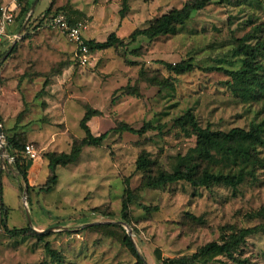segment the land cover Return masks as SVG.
Wrapping results in <instances>:
<instances>
[{"label":"rangeland","instance_id":"obj_1","mask_svg":"<svg viewBox=\"0 0 264 264\" xmlns=\"http://www.w3.org/2000/svg\"><path fill=\"white\" fill-rule=\"evenodd\" d=\"M30 1L32 7L35 0ZM187 1L130 0L120 19L122 0H37L21 28L17 20L8 27L10 39L4 38L0 51L5 54L12 44L15 49L0 63V130L5 138L35 149L37 158L30 161L40 162L42 169L34 186L46 180L47 154L69 153L84 137L79 122L86 107L102 113L88 123L94 135L113 128L115 122L135 130L146 124L158 129L141 136L109 133L100 147L83 148L75 163L56 169L58 182L52 192L30 194V205L23 199L25 185L19 174L2 176L7 228L50 231L43 242L0 231V264H137L118 241L86 229L97 223L129 231L146 264H157L155 250L162 258L188 255L220 240L221 228L262 223L255 214L264 204V169H257L236 189L193 188L184 182L150 189L143 185L146 172L138 171L136 163L147 154L154 175L160 169L172 172L189 159L195 137L188 124L175 123L187 112L201 127L214 131L247 129L264 120V94L257 99L241 97L225 72L242 67L238 41L253 34L255 26L264 28V0L209 4L190 27L179 28L176 34L151 41L140 38L127 51H89L85 62L63 30L41 21L46 11L53 14L65 6L81 12L78 22L84 40L104 42L112 32L126 40L134 30L147 28ZM11 2L0 0V8ZM18 3L22 7L25 0ZM257 38L264 39V30L247 43L254 44ZM137 48L139 57L130 54ZM260 60L264 66V55ZM158 61H187L194 68L176 75ZM259 156L264 162V149H259ZM126 179L141 197L140 203L129 206L128 223L121 214ZM145 207L158 210L149 214ZM46 242L59 255L58 261L45 251ZM237 256L245 264H264V236L248 238ZM207 264L236 263L223 257Z\"/></svg>","mask_w":264,"mask_h":264},{"label":"trees","instance_id":"obj_2","mask_svg":"<svg viewBox=\"0 0 264 264\" xmlns=\"http://www.w3.org/2000/svg\"><path fill=\"white\" fill-rule=\"evenodd\" d=\"M130 0H122L119 11L120 19L128 11ZM224 0H188L179 9H172L155 19L147 28L134 30L126 40L119 38L116 33L108 35L104 42H94L84 40L89 51L102 50L108 48H120L127 51L128 47L136 43L138 39L156 40L161 37L176 34L179 28L190 27L193 23L194 16L205 9L209 4H221ZM32 2L25 0L24 6L18 7L14 22L19 21V28L28 18ZM69 11V12H68ZM63 13L69 25L78 23L82 17L81 12L71 10L67 7H61L55 13ZM53 14L50 10L44 13L41 21H45ZM264 28L255 26L253 34L244 35L236 46L238 53L243 55L242 67L236 71H225L233 78L234 91L243 98H255L264 94V66L260 58L264 55V39L257 38L254 44L247 43L254 38L256 33H260ZM15 48L11 50L14 51ZM7 56V58L11 55ZM4 53L0 51V58ZM130 54L136 57L141 55L140 48L133 49ZM169 72L181 75L191 71L194 67L190 62L180 61L175 64L158 61ZM102 113L90 107L85 108L84 115L79 122V127L84 133V137L75 141L69 153L47 154L48 175L43 184L38 186H29L27 181V162L30 161L25 154V143L14 139L5 138V149L7 154L13 158V167L18 172L24 185L27 187L26 200L28 205L31 204L30 194L35 192L36 197L42 193H50L57 185L58 178L56 169L66 167L77 161L85 147L98 148L106 140L109 133H129L141 136L155 128L152 125H143L139 130L131 128L122 122H115L113 128L108 131L94 135L89 126V121L101 116ZM175 123L178 126L188 124L195 137V146L191 150L190 158L181 162L172 172L162 169L154 175L151 174V162L147 154L143 153L137 160L136 169L146 172L144 176V187L158 188L180 182L187 183L193 188H210L213 185H222L236 189L247 178L254 177L257 169H264V162L259 156V149H264V120L258 124L252 123L245 128L234 127L228 131H214L208 126L201 127L194 115L190 112L185 113L178 118ZM125 191L121 203L122 219L128 223V210L131 204H138L141 197L138 193L129 188L128 180L124 181ZM38 202V201H37ZM5 208V207H4ZM158 210L156 207H145L146 213H154ZM7 209L5 208V216ZM262 223L247 228H221L220 240L209 242L195 250V252L177 256L174 258H162L159 250L154 251V257L157 264H207L216 261L219 258L226 257L236 264H245V260H240L237 256L240 248L245 244L248 238L253 236H264V204L256 212ZM87 230L98 232L106 237L113 238L125 247L137 264H144L143 259L138 254L130 237L125 233L123 227L117 224L97 223L89 225ZM4 231L11 237L30 235L37 242H43L46 234H37L30 227L24 229L9 230L6 227ZM227 231V233L225 232ZM44 249L53 260H59V255L50 248L46 242Z\"/></svg>","mask_w":264,"mask_h":264},{"label":"built area","instance_id":"obj_3","mask_svg":"<svg viewBox=\"0 0 264 264\" xmlns=\"http://www.w3.org/2000/svg\"><path fill=\"white\" fill-rule=\"evenodd\" d=\"M19 0H12V2L0 8V45L2 44L5 37L8 36V27L14 23L17 10L19 7ZM46 23L50 26L57 27L63 30L67 36L74 42L77 47L80 60L82 62L87 61V56L89 54V49L84 42V37L82 35L83 26L80 22L69 25L66 16L63 13L53 14L51 17L47 18ZM3 145L2 140L0 141V148ZM25 154L29 160H35L37 158V153L32 145L27 144L24 148ZM8 163V164H7ZM13 164V158L7 153L0 155V231L4 230L5 225V208L2 201V181L1 174L4 170H7L10 165Z\"/></svg>","mask_w":264,"mask_h":264},{"label":"crops","instance_id":"obj_4","mask_svg":"<svg viewBox=\"0 0 264 264\" xmlns=\"http://www.w3.org/2000/svg\"><path fill=\"white\" fill-rule=\"evenodd\" d=\"M8 39H10L9 37H7ZM2 142H3V146L5 147L6 143H5V137L3 136L2 138ZM4 152H2L1 148H0V155H2ZM7 153V151H6ZM8 164V163H7ZM41 164L40 162H35V161H29L27 163V181L29 186H34V184L36 183V181L39 178V175L41 173ZM17 171L15 170V168L13 167V164L9 166V168H7V170H4L1 174V181H2V176H10L15 174ZM18 173V172H17ZM2 201H3V187H2ZM3 205L6 208L4 201H3ZM7 209V208H6ZM6 227H7V212H6Z\"/></svg>","mask_w":264,"mask_h":264},{"label":"water","instance_id":"obj_5","mask_svg":"<svg viewBox=\"0 0 264 264\" xmlns=\"http://www.w3.org/2000/svg\"><path fill=\"white\" fill-rule=\"evenodd\" d=\"M37 2V0H35V2H34V4L32 5V7H31V9H30V12H29V14H28V17H30L31 16V14H32V12L34 11V8H35V3ZM20 33H21V29L19 30V32L17 33V36H20ZM13 46H14V44H12L11 46H10V48H9V50L1 57V59H0V63L2 62V61H4L6 58H7V56L10 54V52H11V50L13 49ZM2 138H3V135H2V131L0 130V141L2 140ZM1 150H2V152H4V153H6V149H5V147L2 145L1 146ZM26 193H27V187L25 186V188H24V190H23V199H24V201H25V199H26ZM26 204V203H25ZM25 207H26V205H25ZM26 214H27V219H28V224H29V226H31V221H30V218H29V214H28V210L26 209ZM35 233H37V234H45V233H47V232H49L50 231V229H48V230H45V231H37L36 229H34V228H31ZM127 235L130 237V239H131V241H132V243H133V240H132V238H131V236H130V233H129V231H128V233H127ZM134 244V243H133ZM144 264H146L145 262H144Z\"/></svg>","mask_w":264,"mask_h":264}]
</instances>
